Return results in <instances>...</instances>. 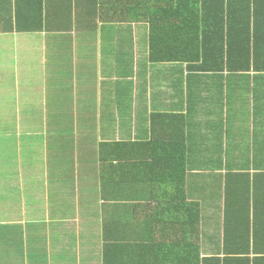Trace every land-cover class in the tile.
<instances>
[{
    "label": "crops",
    "instance_id": "1",
    "mask_svg": "<svg viewBox=\"0 0 264 264\" xmlns=\"http://www.w3.org/2000/svg\"><path fill=\"white\" fill-rule=\"evenodd\" d=\"M145 1L135 21L131 0H0V264H104L105 246L183 235L201 258L245 238L264 253V69L176 61L193 33L179 53L172 13L155 41L171 59L152 61Z\"/></svg>",
    "mask_w": 264,
    "mask_h": 264
},
{
    "label": "trees",
    "instance_id": "2",
    "mask_svg": "<svg viewBox=\"0 0 264 264\" xmlns=\"http://www.w3.org/2000/svg\"><path fill=\"white\" fill-rule=\"evenodd\" d=\"M130 20L145 15L137 8L143 0H131ZM145 9L152 15L150 59L154 62L170 61V57H160L170 47L156 39L163 37L164 26L171 14L172 29L178 36V46L186 50L183 39L186 33H193L192 50L194 58L176 61L191 64L194 68L206 70H250L264 69V0H146ZM147 15V14H146ZM4 23L11 24L13 14H1ZM144 18V17H143ZM142 18V20H143ZM18 29L40 30L41 13L14 14ZM193 22L192 23H190ZM24 25V27H22ZM26 25L34 26L26 28ZM183 38V39H182ZM187 61V62H186ZM179 178L178 185H182ZM181 198V197H180ZM178 207L180 204L177 205ZM191 207L186 208L188 210ZM182 209H178L181 213ZM194 217L182 219L183 225H196L198 207L194 205ZM184 235L177 242L166 239L156 242L153 238L146 242L130 245V251H122L118 245L105 246L104 264H264V253L250 252L248 238L240 240L241 251L226 252L201 258L199 245L186 242Z\"/></svg>",
    "mask_w": 264,
    "mask_h": 264
}]
</instances>
